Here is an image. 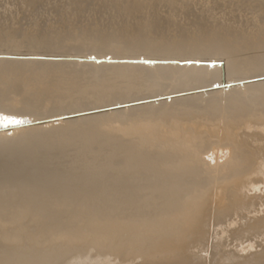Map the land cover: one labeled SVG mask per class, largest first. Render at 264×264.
I'll return each instance as SVG.
<instances>
[{
    "label": "bare ground",
    "instance_id": "6f19581e",
    "mask_svg": "<svg viewBox=\"0 0 264 264\" xmlns=\"http://www.w3.org/2000/svg\"><path fill=\"white\" fill-rule=\"evenodd\" d=\"M99 109L0 133V264H264V0H0V112Z\"/></svg>",
    "mask_w": 264,
    "mask_h": 264
},
{
    "label": "water",
    "instance_id": "95a60500",
    "mask_svg": "<svg viewBox=\"0 0 264 264\" xmlns=\"http://www.w3.org/2000/svg\"><path fill=\"white\" fill-rule=\"evenodd\" d=\"M8 58H28L26 57V55H18V56H11V57H8ZM70 60H77L79 62H82V63H85V62H89V63H96V64H116V63H135V64H140V65H144V66H148V65H158V64H178L180 66H183V65H188V66H192V65H206L210 68H213V67H217V66H220L221 68L224 67V63L222 61H196V60H185V61H176V60H148V59H132V60H129V59H114V58H110L109 56H105V58H96L94 56H91V57H77V58H71ZM238 84H242L241 82H239ZM220 87H223V88H226L229 87V84L226 83L225 79H223V82L221 85H216V86H213L212 88L210 89H215V88H220ZM115 108V107H113ZM108 109V108H107ZM101 110H106V109H99V110H91V111H86V112H82V113H75V114H70V115H63V116H57V117H52V118H49V119H46V120H41V121H32L31 119H25L23 120L24 118H21L19 117L23 123L21 124H18V125H9L7 128H3V127H0V133H12L20 128H26V127H29L35 123H38V124H41V123H44V125H47V123L49 122H55L57 120H67L68 118H75L79 115H86V114H90V113H94V112H98V111H101ZM18 118V119H19ZM56 123V122H55ZM224 156V154L222 155ZM207 160L208 162H210L211 164H215L214 162V159L212 158L211 154H209V158L207 157ZM259 188H257L256 190H258ZM255 190V191H256Z\"/></svg>",
    "mask_w": 264,
    "mask_h": 264
},
{
    "label": "snow or ice",
    "instance_id": "6c2138e0",
    "mask_svg": "<svg viewBox=\"0 0 264 264\" xmlns=\"http://www.w3.org/2000/svg\"><path fill=\"white\" fill-rule=\"evenodd\" d=\"M21 123H23L21 119L0 112V127L7 128L9 125H18Z\"/></svg>",
    "mask_w": 264,
    "mask_h": 264
}]
</instances>
